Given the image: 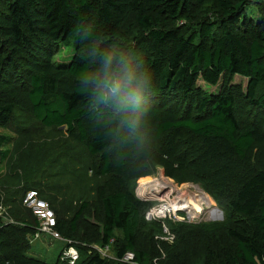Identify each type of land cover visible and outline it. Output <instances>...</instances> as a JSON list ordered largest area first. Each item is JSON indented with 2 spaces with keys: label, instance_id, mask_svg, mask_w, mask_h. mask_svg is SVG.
Segmentation results:
<instances>
[{
  "label": "trees",
  "instance_id": "1",
  "mask_svg": "<svg viewBox=\"0 0 264 264\" xmlns=\"http://www.w3.org/2000/svg\"><path fill=\"white\" fill-rule=\"evenodd\" d=\"M191 2L200 13L193 22L186 15ZM0 3L5 8L0 11V82L19 71L20 64L26 67L28 100L38 121L49 128L66 127L91 155H100L97 175H111L114 184L149 176L157 166L179 183L188 179L179 173L192 172L189 179L204 183L212 194L237 181L228 207L245 218L247 226L229 231L235 245L220 264H264V168L256 169L251 158L253 148L264 143V0ZM251 9L258 14L257 21L249 17ZM130 17L149 41L150 56L135 65L112 47ZM188 24L193 26L185 28ZM60 44L75 50L68 66L53 62ZM88 50L95 53L93 58ZM228 75L249 79L245 102L256 118L238 119L232 93L212 95L196 88L200 78L215 86ZM109 82L119 84L114 96L105 95L104 84ZM158 98L166 103L160 105ZM14 113L13 103L0 101V126L12 121ZM185 131L199 141L191 150L184 149ZM9 155L10 137L0 133V174ZM109 189L101 195L98 241L106 247L114 240L119 259L132 252L138 264H146L149 255L139 243L144 204L128 191ZM8 202L0 199V206L11 210ZM49 204L57 217V230L72 240L85 205L69 219L58 217L60 208ZM15 219L20 224L0 216V264H48L26 255V237L37 230V219L26 214ZM75 247L80 253L77 264H113L98 252L87 251V246ZM202 264L217 263L208 253Z\"/></svg>",
  "mask_w": 264,
  "mask_h": 264
},
{
  "label": "rangeland",
  "instance_id": "2",
  "mask_svg": "<svg viewBox=\"0 0 264 264\" xmlns=\"http://www.w3.org/2000/svg\"><path fill=\"white\" fill-rule=\"evenodd\" d=\"M4 9L3 4L0 3V11ZM186 13L189 21L193 22L200 18L194 2L190 3L189 11ZM247 13L250 18L257 21L258 14L254 9ZM189 26L193 25L188 24L184 27ZM122 31V36L112 43V47L125 61L135 65L150 56L147 35L139 28L134 17L127 20ZM86 52L91 58L95 55L91 50ZM54 54V64L64 67L72 61L75 50L73 47L60 44L57 50L55 48ZM19 61L18 58L17 62ZM18 67H21L19 71L8 78H3L0 82V101H8L15 106L12 121L0 126V133L10 137V155L5 161L3 173L0 174V199L4 198L7 202L10 200V204L13 205L11 210L8 205L0 206L5 212L3 218L6 222L16 224H20L21 221H16L15 218L23 214L31 216L32 220L34 217L37 219L36 214L24 206L26 192L31 189L39 190L48 203L54 208L56 206L60 208L58 217L66 216L72 219L85 205L77 233L72 238L75 242L64 237L62 240H55L48 235H40L36 230L26 237L29 245L26 250L28 257L48 264H61L60 258L66 245L71 242L74 248L87 246L86 248L89 249L87 251H96L113 264H130L124 262L123 258L117 257V242L112 240L111 244L103 247L98 241L102 233L101 195L103 192H108L109 187H114L132 193L137 201L144 204V227L140 232L139 243L140 248L149 255L146 264H202L208 253H212L215 263L220 264L224 253L235 245L229 231L232 229L241 231L247 226L246 219L233 214L228 207L229 196L237 187V181L226 191L212 194L204 183L189 179L193 176L192 172L186 170L179 173L181 177H188L187 180L179 183L167 177L164 168L157 166L149 176L137 181H127L126 185L114 184L111 175H97L96 167L100 163V155H91L83 144L69 136L66 127H45L34 117L32 105L28 100V73L22 64ZM248 83L249 79L245 77L228 75L221 77L215 86L208 85L200 78L196 88L212 95L232 93L236 97L237 117L245 121L248 117L256 118L255 110L245 102ZM262 91L263 89H260V92ZM160 100L158 101L160 105L166 103L163 98ZM121 117L123 118L122 114ZM168 135L169 133L162 136L156 148L163 146ZM182 141L185 150H191L193 144L199 145L197 138L188 131L183 133ZM251 158L256 169L264 168V143L257 144L253 148ZM145 182L158 183L160 191H156L154 195L158 194L160 198L158 196L151 198L150 195V197L141 196L140 186ZM179 189H184L192 196L201 192L207 194L214 201L212 210L218 212L217 217L208 218L209 212L212 211L210 209H205L204 213L198 214L193 219H190L189 213L184 211L170 210L163 217L157 216L155 212L163 207H170L171 202L179 195L175 190ZM150 212L157 219H149L147 215ZM116 234L122 239L121 232Z\"/></svg>",
  "mask_w": 264,
  "mask_h": 264
},
{
  "label": "built area",
  "instance_id": "3",
  "mask_svg": "<svg viewBox=\"0 0 264 264\" xmlns=\"http://www.w3.org/2000/svg\"><path fill=\"white\" fill-rule=\"evenodd\" d=\"M24 206L31 209L38 221L37 232L40 235H48L52 239L62 240L61 233L57 230V217L54 210L51 208L50 204L42 197L41 193L32 189L26 193L24 199ZM4 211L0 209V216H4ZM158 216V214H156ZM149 219H157L154 214L148 213ZM4 219V218H3ZM5 221V220H4ZM68 244H71L69 242ZM61 264H77L79 260V253L73 246L67 247L61 258ZM123 261L130 264H138L136 262V256L134 253L130 252L124 255Z\"/></svg>",
  "mask_w": 264,
  "mask_h": 264
},
{
  "label": "bare ground",
  "instance_id": "4",
  "mask_svg": "<svg viewBox=\"0 0 264 264\" xmlns=\"http://www.w3.org/2000/svg\"><path fill=\"white\" fill-rule=\"evenodd\" d=\"M140 187H141L140 188L141 196H143V197H150L151 196V198H157V196L159 197L158 194L154 195L156 193V191H158V192L160 191L158 183L145 182ZM160 187L163 188L162 184H160ZM166 188H167V186H166ZM175 191L178 192L179 195L174 201H172V202L170 201L171 202L170 207L169 208L163 207L159 211L155 212V214H158V216L163 217V216L167 215V212L170 210H172L174 212L184 211V212L189 213L190 219H193L196 216H198V214H200L202 212L204 213L205 209H208V210L210 209V211H211L212 208L214 207V201L204 192H201L199 195L192 196L190 193H188L184 189H181V190L179 189V190H175ZM150 193H152V194H150ZM161 198H163V197H161ZM168 200H169V198H168ZM188 210H190V211L188 212ZM209 213L210 214H209L208 218L212 219V218L217 217L218 212L216 210H212Z\"/></svg>",
  "mask_w": 264,
  "mask_h": 264
},
{
  "label": "clouds",
  "instance_id": "5",
  "mask_svg": "<svg viewBox=\"0 0 264 264\" xmlns=\"http://www.w3.org/2000/svg\"><path fill=\"white\" fill-rule=\"evenodd\" d=\"M104 87L107 89V92L105 93V95H115L117 93V91L119 90V84L115 83V82H109V83H105Z\"/></svg>",
  "mask_w": 264,
  "mask_h": 264
}]
</instances>
